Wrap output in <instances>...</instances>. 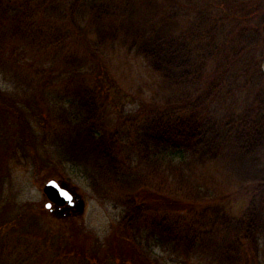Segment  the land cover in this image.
<instances>
[{
    "label": "trees",
    "instance_id": "1",
    "mask_svg": "<svg viewBox=\"0 0 264 264\" xmlns=\"http://www.w3.org/2000/svg\"><path fill=\"white\" fill-rule=\"evenodd\" d=\"M119 40L159 78L133 110L108 83ZM0 67L24 147L42 102L57 176L122 206L117 264H264V0H0ZM36 218L0 216V264H25L9 242Z\"/></svg>",
    "mask_w": 264,
    "mask_h": 264
},
{
    "label": "rangeland",
    "instance_id": "2",
    "mask_svg": "<svg viewBox=\"0 0 264 264\" xmlns=\"http://www.w3.org/2000/svg\"><path fill=\"white\" fill-rule=\"evenodd\" d=\"M108 68L111 93L113 85L117 86L114 91L119 100L118 108L133 110L144 101L149 102L151 97H159V78L151 72L143 56L129 49L120 40L110 51ZM0 86L14 92L1 67ZM40 104L41 106L31 103V107L36 108L39 113L38 107H46L44 103ZM24 105L28 107L26 102ZM118 111L114 113L119 114ZM17 112L12 114L0 108V216L2 219L12 217L29 209L37 218L28 227H23L29 231V236L21 239L11 237L9 244L14 250L11 260L14 257L21 258L28 252L30 254L25 257L28 258L25 264H76L83 261L82 257H75L69 250H64L65 245L69 246L70 243L62 237L74 233L70 240H74L76 246L84 248L85 256L92 264L98 260L103 263V255L109 258L106 263L117 264L119 258H112V255L115 250L119 251L120 244L111 232L121 217L122 206L111 199L95 196L82 176L71 174L74 176H70L67 181L80 194L81 204L73 206L74 211H50L46 208L47 198L42 193L43 184L49 178H61L57 176L59 169L49 159L51 149L48 152L42 144L44 129L41 119L46 117H41L38 113L32 114V110L28 115L33 132L38 137L34 150L27 143L24 147L25 137L23 139L22 123ZM214 178L221 179L215 175ZM78 255L82 256V252ZM166 261L168 264L179 262L171 256H166ZM191 261L193 264H206L198 258H192Z\"/></svg>",
    "mask_w": 264,
    "mask_h": 264
},
{
    "label": "water",
    "instance_id": "3",
    "mask_svg": "<svg viewBox=\"0 0 264 264\" xmlns=\"http://www.w3.org/2000/svg\"><path fill=\"white\" fill-rule=\"evenodd\" d=\"M76 188L67 180L62 178H49L42 187V193L46 196L45 207L52 211L53 206H64V208L81 204V196Z\"/></svg>",
    "mask_w": 264,
    "mask_h": 264
},
{
    "label": "flooded vegetation",
    "instance_id": "4",
    "mask_svg": "<svg viewBox=\"0 0 264 264\" xmlns=\"http://www.w3.org/2000/svg\"><path fill=\"white\" fill-rule=\"evenodd\" d=\"M73 206H75V205H73ZM73 206L68 207V208H64V206H53V205H51V208H52V211H63V210L74 211Z\"/></svg>",
    "mask_w": 264,
    "mask_h": 264
}]
</instances>
